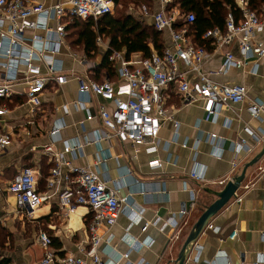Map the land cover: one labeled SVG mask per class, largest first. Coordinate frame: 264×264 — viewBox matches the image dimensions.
Returning a JSON list of instances; mask_svg holds the SVG:
<instances>
[{
    "label": "crops",
    "instance_id": "1",
    "mask_svg": "<svg viewBox=\"0 0 264 264\" xmlns=\"http://www.w3.org/2000/svg\"><path fill=\"white\" fill-rule=\"evenodd\" d=\"M40 1L47 6L58 2ZM153 6L159 8V0ZM138 9L137 14H128L152 25L150 19L141 18L140 6ZM115 13L110 16H116ZM56 25V21H51L48 27L55 31ZM93 29H98L96 24ZM48 35L43 28L31 29L27 41L45 39ZM161 38L164 48L173 47L169 32L162 33ZM259 38L264 39V32ZM65 41L58 58L63 62L67 83L49 86L44 91L42 107L36 117L32 116L31 106L22 94L0 102V133L10 135L13 140L11 146L0 152V185L6 189L13 178L12 168L19 173L24 167L31 166L37 173L40 190L45 191L54 165L43 148L53 141L50 133L58 128L59 135L53 141L58 152H64L67 145L75 142L83 144L82 151L65 153L64 157L71 166L99 172L107 185L117 189L120 197L125 199L116 224L111 228L102 227L99 231L104 261L173 264L193 225L205 207L216 199L206 190L222 189L228 181L239 176L244 165L264 148V114L255 118L249 111L252 102L264 103V58L249 59L243 68L232 67L215 75L213 71L224 68L227 53L236 59H243V54L236 43L219 50L207 41L204 48L211 56L203 70L217 84L246 87L247 99L239 104L224 105L217 119L207 121L205 101L186 103L177 92L176 85H172L164 91V97L178 125L166 122L159 133L158 152L148 154L144 146L122 143L116 138L99 144L90 142L95 139L94 132L101 127L97 118L85 122L87 113L96 116L101 106L112 109L113 104L91 97L86 110H75L73 103L79 99L76 78L88 76L95 79L96 69L107 61L110 41L105 33L99 35L97 52L91 54L85 53L83 45L70 42L66 34ZM150 47L152 54L155 53L152 44ZM130 57L142 58V54ZM111 65L113 70L108 73L107 69H102L99 79L118 83L117 64ZM181 70L187 71L183 65ZM25 87L20 85L17 89L23 91ZM83 121L84 125H81ZM212 134L217 138L211 141ZM242 140L245 149L238 153L237 147L243 143ZM167 142L171 144L167 145ZM136 150L139 152L134 158ZM103 156L109 157L110 161L100 164ZM155 160L161 161L163 166L160 169L149 167V162ZM261 168H264V156L247 170L239 191L243 194L241 204L229 203L210 221L219 232L205 230L185 264H264V184L258 180ZM194 169L202 174L203 182L190 177ZM32 217L33 220L18 213L12 195L6 190L0 196V227L7 234L6 239H0V259L5 264H39L44 250L36 241L38 232L51 237L52 249L58 255L82 256L80 245L86 243L90 221L86 207H79L68 215L62 213L56 194L34 211ZM144 227L147 229L143 230ZM15 229L18 231L16 236ZM234 232L237 236L230 238ZM11 235H14V245ZM151 242L150 247L140 245ZM127 253L128 259H123ZM197 254L199 262H194Z\"/></svg>",
    "mask_w": 264,
    "mask_h": 264
},
{
    "label": "built area",
    "instance_id": "2",
    "mask_svg": "<svg viewBox=\"0 0 264 264\" xmlns=\"http://www.w3.org/2000/svg\"><path fill=\"white\" fill-rule=\"evenodd\" d=\"M174 1L159 0V8L154 13L147 6L140 7L141 18L150 19L158 32L170 33L173 47L165 48L163 54L155 52L147 60L127 58L124 52L111 51L108 59L117 64L118 83L109 80L98 82L88 76L76 78L79 99L73 103L75 110H86L91 97H99L113 104L112 109L101 106L96 116L87 113L84 121L91 122L97 118L101 127L94 132L95 139L91 143L110 142L116 138L122 143L144 146L148 154L157 153L159 133L164 124L172 121L178 125L173 117V110L166 106L164 97V91L172 85H176L177 92L186 103L205 101L207 121L217 119L224 105L239 104L247 99L246 87L217 84L203 70L210 53L193 42L186 27L175 28L180 19L193 23L195 15H182L177 9L169 10ZM235 2L241 17L236 19L233 13H229L223 29L213 28L202 36L219 50L236 43L243 54V59H236L231 53H227L224 68L213 71L212 74L215 75L225 73L232 67L243 68L247 66L249 59L264 58V39L259 38L264 32V7L257 13L251 9L250 0ZM115 8V0H58L51 6L40 0H0V102L22 94L26 103L31 106L32 116L36 117L42 107L41 96L44 91L49 86L63 85L68 80L64 74L63 62L58 58L61 47L66 44V19L75 17L84 21H98L106 15H112ZM51 21H56L55 31L48 27ZM36 28L45 29L48 37L27 41L29 30ZM181 65L187 71L181 70ZM20 85H25V90L18 91L17 87ZM249 111L253 117L259 118L264 114V103L252 102ZM84 121L81 125H84ZM59 131L54 128L50 133L54 142ZM216 138L217 135H210L211 141ZM53 141L43 148L44 154L54 165L46 190H40L35 169L24 167L9 181L6 189L0 185V196L6 190L12 195L18 213L31 220L34 211L48 203L56 194L62 213H74L79 207L89 210L87 240L80 245L82 256L58 255L52 249L51 237L45 232H38L36 241L44 250L39 264H119L114 259L104 261L100 252L102 236L99 231L102 227L111 228L116 224L125 199L120 197L117 189L107 185L99 172L90 168L72 167L65 159V153L82 151L83 144L75 142L67 145L61 153L55 149ZM242 141L237 147L238 153L245 149L244 140ZM12 142L10 135L0 133V152L5 151ZM168 144L171 142H167ZM138 152L139 150L135 151L134 158ZM108 161L109 157L103 156L99 163ZM162 166L159 160L149 162L152 169H160ZM64 168L69 170L63 171ZM190 177L198 182L204 181L202 174L196 169L190 173ZM258 180L264 184V168L259 170ZM248 188L246 187L247 190ZM239 191L240 189L230 203L241 204L243 194ZM174 226H177L176 223ZM146 229L147 227L143 228ZM205 230L219 232L211 223ZM236 236L237 232H234L230 238ZM140 245L150 247L152 242ZM128 257L129 253L122 256L123 259ZM194 262H199L198 254ZM0 264H5V261L0 259Z\"/></svg>",
    "mask_w": 264,
    "mask_h": 264
},
{
    "label": "trees",
    "instance_id": "3",
    "mask_svg": "<svg viewBox=\"0 0 264 264\" xmlns=\"http://www.w3.org/2000/svg\"><path fill=\"white\" fill-rule=\"evenodd\" d=\"M141 1L115 0L116 7L120 6L122 8L118 11V15L114 17L106 15L98 21H84L75 17L68 18L69 23L65 27L66 36L73 44L83 45L86 54L97 52L96 39L104 33L110 41L108 56L114 50L124 52L127 58L140 53L142 59L147 60L153 52L150 44L153 45L157 53L163 54L165 48L161 38L162 33L158 32L150 23L126 13L129 3L136 5ZM144 1L150 8L153 7L151 0ZM250 6L252 10L259 13L264 7V0H250ZM173 9H177L182 15H195L193 23L190 24L185 19H180L175 28L186 27L189 30L191 39L200 47H205L208 43L202 38L203 34L213 28L223 29L229 13H233L236 19L241 17V12L237 8L235 0H175L169 6V10ZM94 24H96L97 30L93 29ZM108 56L106 57L107 61H104L101 67L96 69L95 81L103 82L102 78L99 79V73L102 69H107L108 73L113 70L111 62L108 61ZM6 235L5 229L0 227V239L2 241L6 239Z\"/></svg>",
    "mask_w": 264,
    "mask_h": 264
},
{
    "label": "water",
    "instance_id": "4",
    "mask_svg": "<svg viewBox=\"0 0 264 264\" xmlns=\"http://www.w3.org/2000/svg\"><path fill=\"white\" fill-rule=\"evenodd\" d=\"M264 156V148L262 151L246 163L243 167L241 174L234 179L228 181L220 190L207 189L206 192L213 195L216 199L210 205H207L193 225L188 237L186 238L177 259L173 264H185L188 260L195 244L200 236L204 233L206 227L212 219H214L234 198L235 193L241 188L245 179L247 170L254 167L259 163Z\"/></svg>",
    "mask_w": 264,
    "mask_h": 264
},
{
    "label": "rangeland",
    "instance_id": "5",
    "mask_svg": "<svg viewBox=\"0 0 264 264\" xmlns=\"http://www.w3.org/2000/svg\"><path fill=\"white\" fill-rule=\"evenodd\" d=\"M156 1H158V0H152V4H154V2H156ZM128 7H127V9H126V13H128V12H132V13H136L137 14V12H138V8H139V6L140 7H142V6H147L148 7V9L150 10V12L151 13H154L156 10H158V8L157 7H151L150 8V6L148 5V4H146V2L144 1V0H142L141 2H138L136 5L133 3H129L128 5H127ZM122 8H120V6H118V7H116V9H115V15H118V11L119 10H121ZM25 165V164H24ZM23 165V166H24ZM23 168V167H22ZM12 170V177L14 176V175H16L17 173H18V171H16V169L15 168H12L11 169ZM18 227H19V225H17ZM15 236L17 235V233H18V231H16V229H15ZM11 236H13V237H11V240H12V244L14 245L15 244V241H14V235H11Z\"/></svg>",
    "mask_w": 264,
    "mask_h": 264
}]
</instances>
